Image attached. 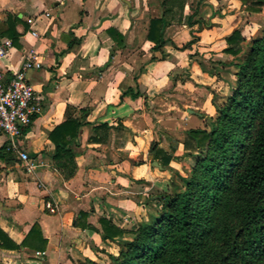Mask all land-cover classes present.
<instances>
[{"label": "crops", "instance_id": "crops-1", "mask_svg": "<svg viewBox=\"0 0 264 264\" xmlns=\"http://www.w3.org/2000/svg\"><path fill=\"white\" fill-rule=\"evenodd\" d=\"M250 13L241 0H0V38L13 42L0 70L10 78L39 56L27 75L43 105L23 128L33 172L0 134V264H108L118 254L100 217L128 229L155 212L147 198L169 190L194 151L188 130L206 126L214 96L234 83L226 36L242 24L245 35ZM163 14L167 42L154 50L150 22ZM68 119L77 134L57 148L50 134Z\"/></svg>", "mask_w": 264, "mask_h": 264}, {"label": "trees", "instance_id": "trees-1", "mask_svg": "<svg viewBox=\"0 0 264 264\" xmlns=\"http://www.w3.org/2000/svg\"><path fill=\"white\" fill-rule=\"evenodd\" d=\"M186 1L162 0V5ZM241 1L252 12L264 6V0ZM167 24L165 14L151 19L148 37L154 50L166 44ZM242 28L226 36L223 50L233 56L222 64L236 78L231 94L223 103L213 98L216 113L204 128L188 130L194 154L186 153L195 157L190 170L171 169L170 189L146 200L157 205L156 212L131 228L100 217L104 238L119 245L108 264H264V27L250 40ZM79 126L68 119L50 138L63 149ZM151 151L169 167L172 155L156 141ZM37 228L36 223L30 235ZM5 238L0 230L2 243Z\"/></svg>", "mask_w": 264, "mask_h": 264}, {"label": "built area", "instance_id": "built-area-1", "mask_svg": "<svg viewBox=\"0 0 264 264\" xmlns=\"http://www.w3.org/2000/svg\"><path fill=\"white\" fill-rule=\"evenodd\" d=\"M34 34L37 35V32ZM12 47L11 39L0 38V59L6 57ZM41 67L39 56L30 53L10 78H6L0 70V134L7 135V148L18 154L30 173L34 171L35 161L22 147L23 128L43 112V105L27 74ZM48 206L51 207V204L48 203Z\"/></svg>", "mask_w": 264, "mask_h": 264}, {"label": "rangeland", "instance_id": "rangeland-1", "mask_svg": "<svg viewBox=\"0 0 264 264\" xmlns=\"http://www.w3.org/2000/svg\"><path fill=\"white\" fill-rule=\"evenodd\" d=\"M248 6H250L248 4ZM259 11H250V15L245 17V23H249V26H247L245 30V35H243L247 40H250L253 36L257 35L261 29L264 27V6L259 7ZM248 9V8H246ZM253 23V24H252ZM252 24V25H251ZM243 29V28H242ZM224 64V63H222ZM223 66V65H222ZM223 68L226 70V68L223 66ZM229 69L235 70V67H227ZM230 75V74H227ZM233 77V80L235 81V76L231 74ZM224 87L216 93V96H214L216 102H225L227 97L231 94L232 92V85H223ZM187 154V153H186ZM188 154H194V153H188ZM189 156V155H188ZM191 158H189L186 162L183 163L182 165V171L183 173H186V171H189L193 163L195 162V157L193 155H190ZM155 209L157 206H154ZM156 212V210H155ZM142 219H147V217H143ZM129 229V228H128Z\"/></svg>", "mask_w": 264, "mask_h": 264}]
</instances>
